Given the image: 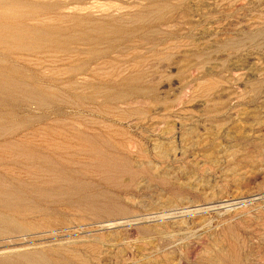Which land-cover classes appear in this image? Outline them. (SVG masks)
I'll list each match as a JSON object with an SVG mask.
<instances>
[{
	"label": "rangeland",
	"instance_id": "1",
	"mask_svg": "<svg viewBox=\"0 0 264 264\" xmlns=\"http://www.w3.org/2000/svg\"><path fill=\"white\" fill-rule=\"evenodd\" d=\"M84 3L129 37L29 56L56 98L22 115L106 134L121 171L90 173L92 205H0V264H264V0Z\"/></svg>",
	"mask_w": 264,
	"mask_h": 264
},
{
	"label": "bare ground",
	"instance_id": "2",
	"mask_svg": "<svg viewBox=\"0 0 264 264\" xmlns=\"http://www.w3.org/2000/svg\"><path fill=\"white\" fill-rule=\"evenodd\" d=\"M91 8L84 0H0V127L12 129L0 134V205L15 214H51L55 207L92 205L96 198L89 194L90 173L121 171V147L106 134L63 126H47L39 132L34 130L35 123L44 120L34 122L22 115L26 104L46 105L56 98L51 93L56 91L55 81L41 79L29 56H79L81 49L73 48L79 45L98 57L108 52H97L96 46L129 37L122 28L75 13ZM84 70L70 71V87L78 85L75 78Z\"/></svg>",
	"mask_w": 264,
	"mask_h": 264
}]
</instances>
